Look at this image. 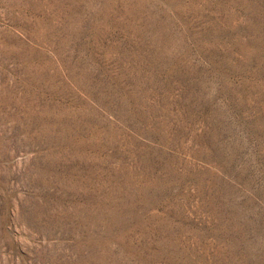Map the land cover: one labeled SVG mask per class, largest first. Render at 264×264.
<instances>
[{
	"label": "rangeland",
	"instance_id": "obj_1",
	"mask_svg": "<svg viewBox=\"0 0 264 264\" xmlns=\"http://www.w3.org/2000/svg\"><path fill=\"white\" fill-rule=\"evenodd\" d=\"M0 264H264V0H0Z\"/></svg>",
	"mask_w": 264,
	"mask_h": 264
}]
</instances>
